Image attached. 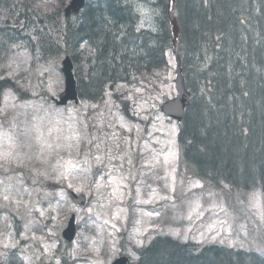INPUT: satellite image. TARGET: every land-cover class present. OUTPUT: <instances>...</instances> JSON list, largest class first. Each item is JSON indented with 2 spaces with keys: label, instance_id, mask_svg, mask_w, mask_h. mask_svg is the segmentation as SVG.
Returning a JSON list of instances; mask_svg holds the SVG:
<instances>
[{
  "label": "rangeland",
  "instance_id": "obj_1",
  "mask_svg": "<svg viewBox=\"0 0 264 264\" xmlns=\"http://www.w3.org/2000/svg\"><path fill=\"white\" fill-rule=\"evenodd\" d=\"M54 5L35 3L42 9L33 18ZM134 8L137 29L150 28L148 2L134 0ZM5 20L0 13L3 30ZM9 46L0 50V81L12 83L0 96V264H10L12 250L18 264H61L65 252L70 264H110L120 253L134 264L136 250L157 235L264 256V194L215 187L180 162L176 124L159 110L176 96L172 49L165 67L135 84L57 107L67 54L41 59ZM87 56L77 72H86ZM67 190L86 195V204H72ZM71 214L77 232L66 244L60 232Z\"/></svg>",
  "mask_w": 264,
  "mask_h": 264
},
{
  "label": "trees",
  "instance_id": "obj_2",
  "mask_svg": "<svg viewBox=\"0 0 264 264\" xmlns=\"http://www.w3.org/2000/svg\"><path fill=\"white\" fill-rule=\"evenodd\" d=\"M19 1L0 0L6 13L0 50L12 41L41 59L67 54L76 66L87 52L86 72L75 71L84 102H99L107 90L163 68L172 49L166 0H139L153 11L148 29H137L134 0H87L68 24L66 0H45L54 9L36 19L41 0ZM172 15L181 32L176 55L192 93L176 135L180 162L215 187L264 194V0H176ZM8 86L0 82V95ZM136 254L135 264H264L253 252L199 248L169 236L153 238ZM10 264L18 263L12 257Z\"/></svg>",
  "mask_w": 264,
  "mask_h": 264
},
{
  "label": "water",
  "instance_id": "obj_3",
  "mask_svg": "<svg viewBox=\"0 0 264 264\" xmlns=\"http://www.w3.org/2000/svg\"><path fill=\"white\" fill-rule=\"evenodd\" d=\"M86 0H70L69 4L64 9V16L67 22L71 16H76L80 13V10L84 7ZM173 27L175 23L172 22ZM175 28V27H174ZM176 35L177 28L173 30ZM72 63L69 57H66L62 62V73L65 80V88L64 91L60 94L59 100L57 105H65L66 102L74 100L77 101V94H76V82L73 77L72 73ZM176 89L178 91V96L169 102H166L162 105L161 110L163 113L177 121H180L183 117L184 108L189 105V97L190 94L187 93L184 80L181 75V68L178 61V67L176 71V79H175ZM69 196L71 200L78 204H83L85 198L83 195H75L73 192H69ZM75 216L71 215L67 222L66 228L63 230V238L67 241H72L75 235V225H74ZM128 259L125 257L117 258L112 264H127Z\"/></svg>",
  "mask_w": 264,
  "mask_h": 264
},
{
  "label": "snow or ice",
  "instance_id": "obj_4",
  "mask_svg": "<svg viewBox=\"0 0 264 264\" xmlns=\"http://www.w3.org/2000/svg\"><path fill=\"white\" fill-rule=\"evenodd\" d=\"M138 10L143 11L142 9H138Z\"/></svg>",
  "mask_w": 264,
  "mask_h": 264
}]
</instances>
